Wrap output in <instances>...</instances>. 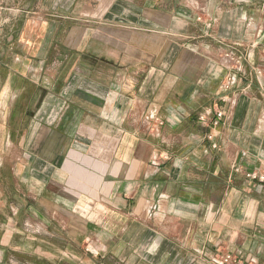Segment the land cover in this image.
Instances as JSON below:
<instances>
[{"label":"crops","instance_id":"0c3cea01","mask_svg":"<svg viewBox=\"0 0 264 264\" xmlns=\"http://www.w3.org/2000/svg\"><path fill=\"white\" fill-rule=\"evenodd\" d=\"M262 112L264 0H0V264H264Z\"/></svg>","mask_w":264,"mask_h":264},{"label":"built area","instance_id":"2783aa9c","mask_svg":"<svg viewBox=\"0 0 264 264\" xmlns=\"http://www.w3.org/2000/svg\"><path fill=\"white\" fill-rule=\"evenodd\" d=\"M197 20L199 22H203L202 17H198ZM208 26L210 27L211 23L210 24L208 23ZM250 58H251L250 53H247L244 55L239 54L237 51V47L235 46L229 47L228 50L223 54V59L226 62L227 67L231 72L235 70L241 72L243 69L244 63L249 61ZM236 81H237V77L235 74L227 75L224 80V85H223L224 90L228 91L232 89L235 86ZM211 114L212 112L208 111V113L205 112L199 115V121L205 123L207 121L208 116H210ZM224 116L225 114L223 110L216 111L215 120L213 121V125L215 127H218L221 121L224 119ZM163 124H164L163 122H159V126H163ZM263 132H264V112H262L258 120L257 129H256L257 134H261ZM209 139L212 140V136H210ZM236 171L239 172V169H237ZM247 177L250 180H254V181L257 180L261 184L264 183V175L253 173V174L247 175ZM215 264H246V263H244L243 261L239 260L238 258H236L235 256L231 254L224 253V254L219 255V257L215 259Z\"/></svg>","mask_w":264,"mask_h":264},{"label":"rangeland","instance_id":"374dc122","mask_svg":"<svg viewBox=\"0 0 264 264\" xmlns=\"http://www.w3.org/2000/svg\"><path fill=\"white\" fill-rule=\"evenodd\" d=\"M257 34H259V32H257Z\"/></svg>","mask_w":264,"mask_h":264}]
</instances>
